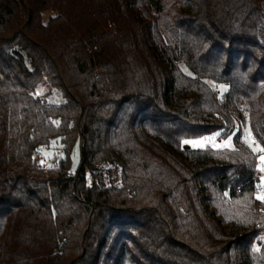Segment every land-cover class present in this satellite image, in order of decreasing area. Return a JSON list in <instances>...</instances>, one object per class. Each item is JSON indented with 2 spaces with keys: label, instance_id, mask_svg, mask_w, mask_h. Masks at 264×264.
<instances>
[{
  "label": "trees",
  "instance_id": "trees-1",
  "mask_svg": "<svg viewBox=\"0 0 264 264\" xmlns=\"http://www.w3.org/2000/svg\"><path fill=\"white\" fill-rule=\"evenodd\" d=\"M245 126L264 0H0V264H264Z\"/></svg>",
  "mask_w": 264,
  "mask_h": 264
},
{
  "label": "rangeland",
  "instance_id": "rangeland-1",
  "mask_svg": "<svg viewBox=\"0 0 264 264\" xmlns=\"http://www.w3.org/2000/svg\"><path fill=\"white\" fill-rule=\"evenodd\" d=\"M47 84L44 82H41L36 90L37 94H43L47 90ZM45 99L47 102L50 103H60L63 101L60 93L56 89H52L51 93L45 96ZM243 134L241 137V142L248 148H250L254 153L257 154V159H258V168L260 170V176H259V184L261 187H264V171H261V168H264V162L261 161L260 157L264 156V152L260 151L259 149H263L260 145L259 148H256L258 145L257 143L253 142L251 139V136H249V129L247 126H245L243 129ZM236 130H234L231 135L226 137L225 139H218L217 134H212L209 136H204L201 138H206L203 141H201V138H194V139H189L187 141H201V143L197 144L196 146H193L191 143H186L185 145H188V147L192 149H201L205 147H211V148H231L233 146L232 143V136L235 133ZM227 142V143H225ZM249 144H252V147H249ZM256 148L254 151L253 149ZM53 155L59 156L61 155V152L58 150V152L53 149V148H45L42 149V151L39 154V160L42 165L45 167H49L53 164ZM79 157H80V151L79 147L76 144L74 146L73 152H72V169H74L78 162H79ZM264 193V192H262ZM258 194H261L258 192Z\"/></svg>",
  "mask_w": 264,
  "mask_h": 264
},
{
  "label": "snow or ice",
  "instance_id": "snow-or-ice-1",
  "mask_svg": "<svg viewBox=\"0 0 264 264\" xmlns=\"http://www.w3.org/2000/svg\"><path fill=\"white\" fill-rule=\"evenodd\" d=\"M221 88H224L223 85H221ZM250 136V133H249ZM206 138H201V141H203ZM201 141H185V143H191L193 144V146H196L197 144L201 143ZM227 143V142H225ZM249 147H252V144H249ZM256 148H259V145L256 146ZM256 148H254L253 150L255 151ZM260 151L264 152V149H259ZM261 161L264 162V156L260 157ZM261 171H264V168H261ZM256 199L261 200L262 202H264V193L258 194L256 196Z\"/></svg>",
  "mask_w": 264,
  "mask_h": 264
},
{
  "label": "built area",
  "instance_id": "built-area-1",
  "mask_svg": "<svg viewBox=\"0 0 264 264\" xmlns=\"http://www.w3.org/2000/svg\"><path fill=\"white\" fill-rule=\"evenodd\" d=\"M252 140H253V142H255V140H254V139H252ZM258 192H259V193H262V192H264V187H261V186H260V187L258 188Z\"/></svg>",
  "mask_w": 264,
  "mask_h": 264
},
{
  "label": "water",
  "instance_id": "water-1",
  "mask_svg": "<svg viewBox=\"0 0 264 264\" xmlns=\"http://www.w3.org/2000/svg\"><path fill=\"white\" fill-rule=\"evenodd\" d=\"M185 148H188V145H184Z\"/></svg>",
  "mask_w": 264,
  "mask_h": 264
}]
</instances>
